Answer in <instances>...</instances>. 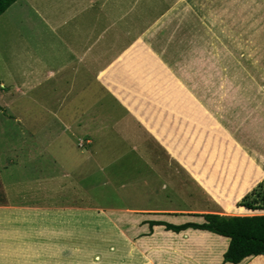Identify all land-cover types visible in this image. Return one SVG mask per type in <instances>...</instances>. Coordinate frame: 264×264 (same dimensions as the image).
<instances>
[{
  "label": "rangeland",
  "instance_id": "rangeland-1",
  "mask_svg": "<svg viewBox=\"0 0 264 264\" xmlns=\"http://www.w3.org/2000/svg\"><path fill=\"white\" fill-rule=\"evenodd\" d=\"M91 1L92 8L90 0H20L0 16V264H27L23 256L37 248L26 245L38 241L46 258L51 256L47 247L62 244V251L75 252L85 264H219L216 256L226 242L218 235L206 246L184 242L165 233L171 231L165 225L150 223L202 224L207 214L264 215V209L241 207L261 206L264 187V0L190 2L179 10L183 24L143 26L145 32L175 37L157 54L142 42L137 52L125 55L119 61L125 85L109 75L101 80L135 92L154 109L228 135L242 148L254 162L251 179L243 189L239 176L229 197L235 172L227 192L216 198L121 103L96 87L87 89L88 78L83 77L84 85L78 82L74 110L62 112L52 100L54 85L36 84L39 74L43 79L66 57L46 51L56 43L47 19L67 18L86 7L80 17L89 23L86 13L101 19L106 15L97 11L105 7L109 17L99 20V28L115 21L128 27L146 5L144 0H124L120 6L117 0ZM86 31L81 36L78 31V37ZM38 55L48 67L34 61ZM22 64L42 71L34 73L36 85L15 93L12 86L25 78ZM49 108L55 112L49 114ZM254 259L264 264L263 257Z\"/></svg>",
  "mask_w": 264,
  "mask_h": 264
},
{
  "label": "crops",
  "instance_id": "crops-1",
  "mask_svg": "<svg viewBox=\"0 0 264 264\" xmlns=\"http://www.w3.org/2000/svg\"><path fill=\"white\" fill-rule=\"evenodd\" d=\"M18 1L20 0H17L16 2ZM102 1H103V4H108L111 0H102ZM194 1L195 0H192V1L191 0H144V2L146 3L145 8H144L145 12L140 10V12L137 13L136 11V17L130 20L131 25L128 27L125 25V23L123 26H122L123 23H120L122 20H124L123 18L124 10H123L121 11V16L118 19L121 26L117 25L115 21L112 23H106V24L103 23L102 24L103 26L99 28L100 27L98 24L99 20L100 21L102 19L105 20V19H108L109 17L107 16L108 10L104 11L105 7L97 11L98 14L106 15L101 19H97L98 16H95L93 11H92L93 13L92 15L90 13L89 14L86 13V16L89 15V18H87L89 19V23H87L84 17H80V14H82L81 12L86 10V7H80L78 10L75 9V11L71 13L70 16H68L67 18H63V19L59 18L57 20H54L53 18L47 19L46 22L48 26L50 27V30L53 33V38L56 43L53 45L52 49H47L46 51H51L50 54L55 55L57 57L58 56L61 57L62 55H64V53H66V57L63 59L61 58V60L58 62L56 61L54 64V68L47 70L44 78L39 79V76H40L39 72L42 71L41 68L48 67V64L42 63L43 59L42 57H39V55H38V59L36 56H34L35 58L34 61L40 64L41 68H37V70L35 68L33 70H28L27 65L25 64L24 66L22 64V69L19 72H22V74L24 73L25 78L24 80H22L21 85H18L15 83L14 86L12 87L15 88V93H19V92L21 93L22 89L33 87L36 84L38 86H41L42 84L46 88H50L51 85L53 84L54 88L52 89L53 90L52 96L54 97L52 98V100L56 98V100L59 102L58 111L62 112L63 108L65 109L67 108L68 110H74V107L71 108V105L73 102L72 98L74 99V101L76 100V96H77L76 94H77L78 86H79L78 82L84 85L83 81H85V79L88 78V83L85 81L86 82L85 86L87 87V89H89L90 87L92 88L96 87L98 92L100 91L101 93L102 91V94L106 93L108 94V96L114 99L116 104H118V102L121 103L111 92H109L105 84L101 81V78L103 80L104 77H106L107 75H109L108 78L116 77L117 82H119L122 85H125L126 79H127L126 71H125V68L123 67L122 62H119V61H121L122 58L125 57V55H127L128 53L132 55V52H137L138 49H140L142 43L139 46H136V47L134 46L138 40L148 45L149 48L157 54V52L159 53L160 50L163 51L165 46H167L166 44L168 43L166 42H168L169 39H170L169 41H171L175 37L174 35L173 37L172 36L167 37L166 33L145 32L146 28L144 29V27L146 25H150L154 23L155 24H159V23L167 24L169 28H172L175 23L183 24L185 21L179 19L180 15H182V13L179 12V10H182L184 8L188 9L190 7V2H194ZM89 3H90V7L92 8L94 2L90 0ZM123 3H124V0H117L118 6L123 5ZM135 4H136V1L132 2V4L130 3V11L135 6ZM152 12L154 13L153 15H152ZM55 13L56 12H54V14ZM174 18H177V19L175 20ZM113 27L117 29H115L116 31L113 33L114 35L113 36L111 35V37L107 39L105 37V34L107 33V31H109ZM102 28L104 29L101 30ZM82 29L87 30L84 38L78 37V31H79V36L84 35L83 33L81 34ZM99 30H101V32L98 35L97 31ZM169 34L170 33H168V35ZM79 45H81V47H79ZM28 59H30V57H28ZM16 63L19 64L21 62L16 61ZM139 66H141L140 62H139ZM79 71L81 72V74L78 73ZM13 73H14V70H13ZM34 73H37V75L39 74L36 84H35V81L33 80ZM83 77L85 78L84 80H82ZM128 81H130V85H135V79H133L132 77L128 78ZM0 86H3V83H0ZM116 86L127 90L126 88H124L123 86L119 84H117ZM79 90H81L80 86H79ZM128 92L137 95L135 92H131V91H128ZM89 99L91 100V104H93V101H94L93 97L90 96ZM47 112L49 114H53L55 111L49 108ZM84 113H86V111L79 112V115L82 117ZM59 118L61 117H58V119ZM92 118H95V117H91L90 119ZM60 120H64V119L61 118ZM195 124L200 125L206 129H209L210 131L216 134L221 135L220 133L215 132V130L211 129L210 127H207L206 125L199 124L198 122H196ZM65 127H68V124ZM84 127L87 128L88 124H85ZM149 133L151 134V132ZM227 136L228 135H225L224 137L227 138ZM231 141H234V140H231ZM187 230H191V229H187ZM185 231H181L175 234L172 231H165V233H168L171 236H176L180 238L181 234ZM199 231H203V230H199ZM209 236L212 237L211 235ZM215 236L217 237L216 234ZM210 237H208L207 240H204L202 238L206 246H208V242L211 239ZM224 240H226L225 242L227 245V241L229 239L224 238ZM192 241L194 240L192 239L189 240L190 243ZM198 242H203V241H198ZM53 244L54 245H52L51 247H47L48 250L51 252V256H49V258H46L45 251H43L42 253L41 250H38L41 247H44L42 242L38 241L36 245L34 246L26 245L27 248H37V249L32 250L31 251L32 253L29 251V253H27V256H23L26 259L25 263L44 264L46 263L47 259L49 260L52 259L50 264H75V263L85 264V262L82 259L81 260L76 259L78 257L75 252H73V255L69 256L67 251L61 250L63 249L62 244L61 245H56L55 243ZM226 245L224 249L220 250L221 251L220 254L216 256L219 264H231V263L221 262L222 253H224L225 250L227 249ZM253 257L254 258L255 257L264 258V255L250 256V257L245 258L244 260L247 259L248 261L247 264H251L249 262L252 259H254ZM257 261L258 260L254 259L253 264H256ZM148 262H150V260H148ZM86 264H90V263H86ZM118 264H122L121 261H119Z\"/></svg>",
  "mask_w": 264,
  "mask_h": 264
},
{
  "label": "trees",
  "instance_id": "trees-1",
  "mask_svg": "<svg viewBox=\"0 0 264 264\" xmlns=\"http://www.w3.org/2000/svg\"><path fill=\"white\" fill-rule=\"evenodd\" d=\"M16 1L0 0V16ZM141 43L142 41L138 40L134 46H139ZM103 83L151 132L168 153L172 157H176L200 186L214 198L227 192V187L235 172L238 173L233 185L231 183L229 185L231 193L229 197L235 191L239 176L243 183V189L251 179L254 162L236 142L193 122H185L175 115L166 113L164 109H154L155 104L149 103L147 105L139 96L121 87L106 81ZM150 110L151 113H149ZM216 149H219V155L216 154L217 157H214ZM246 162L247 166H245ZM226 164L228 166L225 168ZM260 169H258L257 175H259ZM218 190L221 194L217 192ZM259 200L261 206L244 204L241 207L264 209V187ZM204 218L205 222L202 224L187 222L181 225H173L159 221L150 224L152 226L165 225L166 230L176 233L188 228L208 231L219 235L223 243L225 242L224 238H228V248L223 254L224 263L238 264L247 257L264 255V215L225 217L207 214Z\"/></svg>",
  "mask_w": 264,
  "mask_h": 264
},
{
  "label": "bare ground",
  "instance_id": "bare-ground-1",
  "mask_svg": "<svg viewBox=\"0 0 264 264\" xmlns=\"http://www.w3.org/2000/svg\"><path fill=\"white\" fill-rule=\"evenodd\" d=\"M144 47V46H143ZM198 232V233H197ZM199 234V237L198 238H196L195 237V234ZM209 235H211L212 236V238H215L216 236H215V234H211V233H209V232H207V231H199V230H187V231H185V232H183L182 234H181V236H180V239L182 238L184 241L185 240H187V241H189V240H197V241H203L204 242V240H207L208 239V237H210ZM215 237H214V236ZM185 236H186V238H185ZM185 238V239H184ZM196 238V239H195ZM204 240H203V239ZM222 249H224V245H223V247H221V250ZM242 262V261H241Z\"/></svg>",
  "mask_w": 264,
  "mask_h": 264
}]
</instances>
